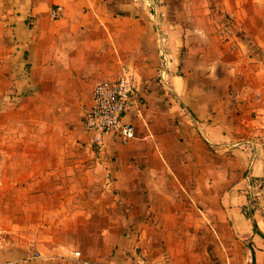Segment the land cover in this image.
Segmentation results:
<instances>
[{
  "label": "crops",
  "instance_id": "crops-1",
  "mask_svg": "<svg viewBox=\"0 0 264 264\" xmlns=\"http://www.w3.org/2000/svg\"><path fill=\"white\" fill-rule=\"evenodd\" d=\"M123 68L134 137L96 146ZM0 230L1 264H264V0H0Z\"/></svg>",
  "mask_w": 264,
  "mask_h": 264
},
{
  "label": "built area",
  "instance_id": "built-area-1",
  "mask_svg": "<svg viewBox=\"0 0 264 264\" xmlns=\"http://www.w3.org/2000/svg\"><path fill=\"white\" fill-rule=\"evenodd\" d=\"M147 11L149 19H155L158 0H140ZM62 8L54 5L49 9V16L53 20L61 17ZM155 23V22H154ZM159 53L163 54L166 42L165 35L155 23ZM161 78L165 73L161 72ZM134 93V78L131 69L123 68L118 76L103 79L92 87V102L83 117L84 129L92 134L91 141L96 146L103 145L104 137L116 132L122 144L128 143L134 137V128L129 123H121V116L126 110L130 98ZM62 259L73 264H96L85 259L80 251L74 250Z\"/></svg>",
  "mask_w": 264,
  "mask_h": 264
},
{
  "label": "rangeland",
  "instance_id": "rangeland-1",
  "mask_svg": "<svg viewBox=\"0 0 264 264\" xmlns=\"http://www.w3.org/2000/svg\"><path fill=\"white\" fill-rule=\"evenodd\" d=\"M10 235V233H7V232H4V231H1L0 230V239L1 238H7L8 236ZM74 251V250H73ZM81 253V252H80ZM81 255H82V253H81ZM83 256V255H82ZM85 259H87V258H85ZM89 260V259H88ZM91 261V260H90ZM95 263V262H94ZM1 264V263H0ZM72 264V263H71ZM97 264V263H96Z\"/></svg>",
  "mask_w": 264,
  "mask_h": 264
},
{
  "label": "trees",
  "instance_id": "trees-1",
  "mask_svg": "<svg viewBox=\"0 0 264 264\" xmlns=\"http://www.w3.org/2000/svg\"><path fill=\"white\" fill-rule=\"evenodd\" d=\"M253 227L255 228V223H253ZM256 229V228H255Z\"/></svg>",
  "mask_w": 264,
  "mask_h": 264
}]
</instances>
